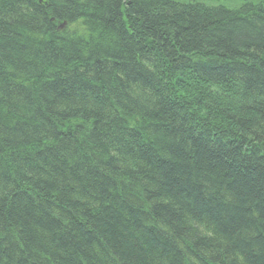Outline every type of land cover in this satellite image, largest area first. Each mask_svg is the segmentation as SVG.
<instances>
[{
    "label": "trees",
    "instance_id": "trees-1",
    "mask_svg": "<svg viewBox=\"0 0 264 264\" xmlns=\"http://www.w3.org/2000/svg\"><path fill=\"white\" fill-rule=\"evenodd\" d=\"M0 264H264V0H0Z\"/></svg>",
    "mask_w": 264,
    "mask_h": 264
}]
</instances>
